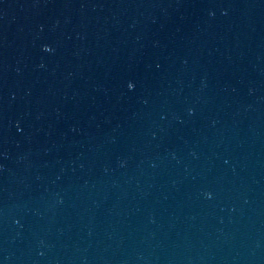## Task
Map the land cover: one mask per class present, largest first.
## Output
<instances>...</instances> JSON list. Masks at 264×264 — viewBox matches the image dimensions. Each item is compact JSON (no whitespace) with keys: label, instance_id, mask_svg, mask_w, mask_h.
Here are the masks:
<instances>
[{"label":"water","instance_id":"obj_1","mask_svg":"<svg viewBox=\"0 0 264 264\" xmlns=\"http://www.w3.org/2000/svg\"><path fill=\"white\" fill-rule=\"evenodd\" d=\"M0 264H264V0H0Z\"/></svg>","mask_w":264,"mask_h":264}]
</instances>
